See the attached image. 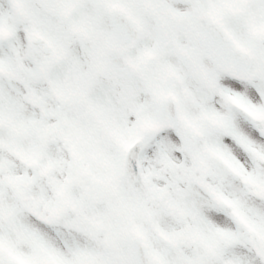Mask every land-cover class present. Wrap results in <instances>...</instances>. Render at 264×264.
I'll use <instances>...</instances> for the list:
<instances>
[{
  "label": "rangeland",
  "instance_id": "1",
  "mask_svg": "<svg viewBox=\"0 0 264 264\" xmlns=\"http://www.w3.org/2000/svg\"><path fill=\"white\" fill-rule=\"evenodd\" d=\"M197 1L254 54L248 80L181 26L193 61L157 54L143 0H0V264H132L134 235L149 264H264V0ZM111 3L142 30L121 56ZM166 92L178 124L128 185L125 147Z\"/></svg>",
  "mask_w": 264,
  "mask_h": 264
},
{
  "label": "water",
  "instance_id": "2",
  "mask_svg": "<svg viewBox=\"0 0 264 264\" xmlns=\"http://www.w3.org/2000/svg\"><path fill=\"white\" fill-rule=\"evenodd\" d=\"M113 12V11H112ZM117 14H119L117 12ZM113 15V13H112ZM124 16L122 14H119ZM114 21V29L116 34V40L114 44V49L117 53L122 54L127 48L132 47L138 41L140 31L139 28L132 19L123 17V18H113ZM160 26V25H159ZM161 29V28H160ZM194 31H192V35ZM161 39L159 44V51L161 53H169L174 51L175 42L173 40V35L170 30L165 31V29L160 30ZM211 42L215 41V36L211 34ZM222 37V35H221ZM201 40L202 46L205 49V40L204 37ZM204 42V43H203ZM227 49L231 53H235V57L233 60L227 54L222 59L219 57V53L210 47L209 51L211 53V60L222 70L228 72L233 75L240 76H248L249 75V59L246 61L245 66L243 67V54L239 48L235 45L227 42ZM185 60H190V56L186 53H182ZM177 123V113L174 103L172 102L170 94L164 96L163 100L159 104V116L156 122L148 125L145 128L143 134L135 139L127 148L123 166H122V174L121 177L123 180L131 183L138 174L139 166L137 162L138 153L141 148L151 139L153 138L162 128L164 127H173ZM133 250H132V262L133 264H147L143 247L138 237L132 238Z\"/></svg>",
  "mask_w": 264,
  "mask_h": 264
},
{
  "label": "flooded vegetation",
  "instance_id": "3",
  "mask_svg": "<svg viewBox=\"0 0 264 264\" xmlns=\"http://www.w3.org/2000/svg\"><path fill=\"white\" fill-rule=\"evenodd\" d=\"M150 1H152V0H150ZM160 1L163 3L162 0H160ZM171 1L182 4V6L184 7V13L179 17L177 15H169V14H166L165 12H163V13H158L157 15H155L154 18H166V19H168V18H185V23H188V18H191L190 19L191 24L189 23V26H191V25H194L197 27L203 26L204 23L202 21H198V20L195 21V19H192V18H205V15H203L200 11V10H203V11H205V10L199 4V2L197 0H171ZM163 6H164V4H163ZM163 6H162V8H163ZM219 18H223V17L220 16ZM186 28H188V27L185 26L184 29H186Z\"/></svg>",
  "mask_w": 264,
  "mask_h": 264
},
{
  "label": "bare ground",
  "instance_id": "4",
  "mask_svg": "<svg viewBox=\"0 0 264 264\" xmlns=\"http://www.w3.org/2000/svg\"><path fill=\"white\" fill-rule=\"evenodd\" d=\"M94 76H95V77H99V76L95 75V73H94Z\"/></svg>",
  "mask_w": 264,
  "mask_h": 264
}]
</instances>
